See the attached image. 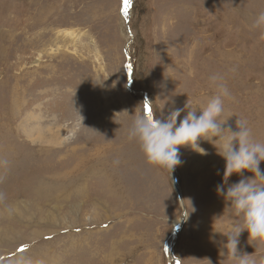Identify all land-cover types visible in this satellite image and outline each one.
I'll list each match as a JSON object with an SVG mask.
<instances>
[{
    "label": "rangeland",
    "instance_id": "rangeland-1",
    "mask_svg": "<svg viewBox=\"0 0 264 264\" xmlns=\"http://www.w3.org/2000/svg\"><path fill=\"white\" fill-rule=\"evenodd\" d=\"M260 11L264 0H131L126 13L122 0H0V264H229L214 231L232 219L215 191L220 141L199 140L206 155L178 146L180 202L127 128L139 91L162 118L185 109L179 123L219 74L224 126L244 119L264 143ZM239 240L259 264L264 244Z\"/></svg>",
    "mask_w": 264,
    "mask_h": 264
},
{
    "label": "clouds",
    "instance_id": "clouds-1",
    "mask_svg": "<svg viewBox=\"0 0 264 264\" xmlns=\"http://www.w3.org/2000/svg\"><path fill=\"white\" fill-rule=\"evenodd\" d=\"M253 26L264 29V11L257 13ZM209 79L216 93L202 108H193L187 102V113L177 123L185 109L172 110L166 118H162L152 111L151 115L146 114L143 106L137 109L128 125L127 136L138 143L148 163L169 173L181 163L178 146L186 145L206 155V150L200 147L198 141H220L219 150L213 144L225 165L223 182L216 186L215 191L228 202L232 219L225 231H214L227 237L221 252L227 256L229 264H257L253 253L242 251L238 245L244 231H247L248 243L252 246L254 241L264 244V170L259 166L264 161V143L254 140L252 129L244 119L236 120L235 131L224 126L231 116L221 118L225 111L224 98L229 97L230 92L219 74H213ZM214 137L217 139L213 140ZM245 170L253 175L243 176ZM233 173L242 178L225 189L224 185ZM207 260L208 264H212L211 260ZM259 264H264V258Z\"/></svg>",
    "mask_w": 264,
    "mask_h": 264
},
{
    "label": "water",
    "instance_id": "water-1",
    "mask_svg": "<svg viewBox=\"0 0 264 264\" xmlns=\"http://www.w3.org/2000/svg\"><path fill=\"white\" fill-rule=\"evenodd\" d=\"M128 10H129V8H128ZM124 52H125L126 56L128 57V60H129V63H130V72H129V77H128L127 86L130 88V90L136 92L134 89H132V87H131V85H130L132 66H131V60H130V57H129V55H128V52H127L126 47L124 48ZM139 93L142 94V97H143L145 103H148V104H149V102H148V100H147V98H146V96H145V93H144L143 91H139ZM170 173H171V176H172V182H173V185H174L175 190H176V192H177L178 199H179V201L181 202V194H180V190H179V187H178V185H177V182H176V176H175V171H174V169L171 170ZM177 232H178V228H176L175 231H174V233H173V234H174V237H176ZM170 254H171V256H172L174 259H176V260L178 261V259L174 257L173 249H172V248H170Z\"/></svg>",
    "mask_w": 264,
    "mask_h": 264
},
{
    "label": "snow or ice",
    "instance_id": "snow-or-ice-1",
    "mask_svg": "<svg viewBox=\"0 0 264 264\" xmlns=\"http://www.w3.org/2000/svg\"><path fill=\"white\" fill-rule=\"evenodd\" d=\"M122 4H123V11L126 13L128 8L131 6V0H122ZM144 111L146 114L151 115V106L148 103L144 104ZM21 251L23 250V248L20 249Z\"/></svg>",
    "mask_w": 264,
    "mask_h": 264
},
{
    "label": "bare ground",
    "instance_id": "bare-ground-1",
    "mask_svg": "<svg viewBox=\"0 0 264 264\" xmlns=\"http://www.w3.org/2000/svg\"><path fill=\"white\" fill-rule=\"evenodd\" d=\"M145 96H146V94H145ZM49 136V135H48ZM37 198H38V196H37ZM41 198V197H40ZM39 199V198H38Z\"/></svg>",
    "mask_w": 264,
    "mask_h": 264
}]
</instances>
